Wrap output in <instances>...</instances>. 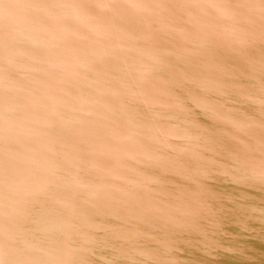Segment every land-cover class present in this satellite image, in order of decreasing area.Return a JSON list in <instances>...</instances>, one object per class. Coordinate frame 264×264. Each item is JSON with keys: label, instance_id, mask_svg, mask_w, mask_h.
I'll use <instances>...</instances> for the list:
<instances>
[{"label": "water", "instance_id": "water-1", "mask_svg": "<svg viewBox=\"0 0 264 264\" xmlns=\"http://www.w3.org/2000/svg\"><path fill=\"white\" fill-rule=\"evenodd\" d=\"M0 264H264V0H0Z\"/></svg>", "mask_w": 264, "mask_h": 264}]
</instances>
